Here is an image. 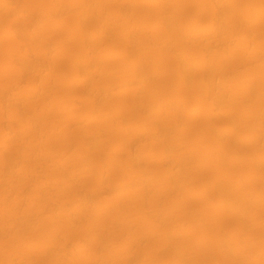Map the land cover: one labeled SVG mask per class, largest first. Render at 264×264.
Wrapping results in <instances>:
<instances>
[{"label": "rangeland", "instance_id": "374dc122", "mask_svg": "<svg viewBox=\"0 0 264 264\" xmlns=\"http://www.w3.org/2000/svg\"><path fill=\"white\" fill-rule=\"evenodd\" d=\"M10 1L12 3L15 2V0L14 1L10 0ZM21 1H22V4H20ZM48 1L49 0H31V1L30 0H18L17 3L15 2V5H19V6L21 5L23 7V6H29L27 4H30L29 10L36 12V13L37 12L38 13H46V12H48V9H49V7L46 3ZM66 1L71 8L68 7V10L64 14H62V17L60 16V17L55 18L54 20H52V22L50 24H48L47 26L43 27L40 30V33H42L41 35L44 36V39L41 41L38 40L39 44L37 43V41L36 42L35 41L34 42L26 41V44L31 46V48L35 52L36 51L39 52L42 49L43 42H46V40L49 38V40H47L46 43L50 47L52 46L51 49L55 48L57 46L58 47L57 49L59 50V54H61V55L56 57L54 59L55 61L51 58H45L46 60H44L46 65H50V64H51L50 66L54 65L52 67V71H53L52 77H55V80L51 79V80H49L50 83H47L48 81L46 82V84L48 86V90L46 92L42 93L41 96L39 95L40 97L39 96H35V97L32 96L30 98L25 99L26 103L23 102L22 103L23 105L21 104V106H22L21 110L24 112H27V114H32V113H35L37 111H40L39 119H41V120L38 119L40 122L36 123L35 126L32 128H29V127L24 128V125L28 121L29 115L24 114L25 116L23 115L20 118L17 115V112L19 111V109H17L16 107L11 108L12 112H13V110H14V113L17 111L16 114L13 113L14 116L15 115L16 116L11 119V126L15 127V128H12V127L11 128L14 129V131L17 133L18 137L16 139H18V140H15L16 142L13 141L12 142L13 144L10 143L8 146V151H9L8 159L12 163V164L10 163L11 165H9V167L6 165L4 166V163L2 162L3 155L0 154V157H1L0 158L1 159L0 160V175H2V173H3L4 176L2 175V179L5 178V180L3 179L4 181L1 180V182H0V233L2 232L5 234L4 237H1L3 235L2 233H1L2 235L0 234V264H58V263H60V264L61 263H63V264H98V263L99 264H132L133 262L126 260L127 255L132 254V252L136 253L138 255V258L141 259V260L137 259L136 263L139 262V263L144 264L145 262L149 261V262H151V264H174V262H175L174 256H172L169 260H166L163 256L159 255L158 253H156V252L151 253L149 250L155 251V250L162 248L165 245V243L163 240L160 239L161 235L163 233H166V231H169L170 228L174 227L178 223H182V221H183V223L185 222V224L188 226V230L191 231V234H192L191 237L180 238L181 241L183 242V244L186 246L185 247L184 264H186L185 263L186 261H187V264H232L233 260H231V258L229 259L227 257H224L218 252L219 245L216 242V239H214V237L215 236L219 237L221 234V231L223 233L222 235H226V236L228 235L230 237L232 234H234V232H236V231L238 232L239 231L238 229H240L241 226H240V224L237 225L238 223L234 219H232V217L229 218V216L228 217L224 216V215H222L220 210L215 209L214 208V202H215L214 195H212L210 193L209 194L208 193H202L203 192L202 190L206 186V183H209L211 180L216 179V177H219V175H221V174H225V175L228 174L231 176H238V175L239 176H243V175L248 176L249 173L250 174L255 173L256 176L258 175V178L256 180V183L255 182H253V183L257 184V186L255 184L253 185V183H250L251 185L248 187V185H249L248 184L247 187L249 189H251L253 187L252 190L253 189L256 190V188H257V191H264V188H263L264 187V181H262L264 178V165H262V167L260 166L261 167L260 170H258L260 168L259 167L256 170V172H254V171L252 172V169L249 170L250 168H248V166L246 167V164L244 162L245 160L248 161V160L252 159L255 155H257V157L255 156L254 158H259L261 155H262L261 157L264 156V131H263V135H262V141L260 143L258 141L244 140L247 138L251 128H253L255 124L251 120L248 121L249 119L248 120L247 119H245V120L241 119V116L243 115V113H246V111H249L250 108L252 109L253 106H255L256 104H259V102H261V101L264 102V98H263L264 96L261 97L260 98L261 100L259 99L257 102L253 101V99L247 97V99H246L247 101H245V104H247V105H245V104H240V105L232 104L233 105L232 108H231V105H227L226 106L227 108H224V110H223L224 112L222 114H220L221 117H220V115H216L214 117L213 114H210V113H212V110L210 111V107H208L207 105H204V103H203L204 102L203 90H200V88L196 87V85H197L196 83H197V81L200 80V77H201V74L199 73L200 71L199 72L195 71L198 74L195 73L194 74L195 76L193 75V77H192L193 81H192V79L190 80V83L194 82L192 84V86L189 85L188 88L185 87V89H184L180 86V84H178V83H180V79H179V75L177 74V64H176V60H175L177 54L180 52V50H184V49H187V50L193 49L192 51L194 53L199 52V51L195 52L194 49L195 50L200 49V48H198V46H200V45L197 46V43H195L194 40L192 42V40L189 38L183 39L184 37H180L179 32L182 31L183 29H186V28H188L192 25H195V24H197L198 28L200 27L199 30L200 29L203 30V28L207 25L209 17H210V15H209L210 11L209 10H207V9L204 10V8L201 9L198 7L199 5H196V4H201L202 0H189V3H187V4H186V2L188 0H186V1L181 0L182 2L184 1L181 5V8L184 11V14H183L181 19L184 18L183 19L184 21L180 20L179 23L181 26L178 25V27H180V28H178L179 31L174 33L175 35L173 34L174 39H176L175 43H177V45L175 44L174 49L176 51H179V52H175L174 49L171 50L172 52L171 51H165L164 50L165 48L161 47L163 45L164 40H165L164 36H160V35L157 36L150 31L145 32V34H139V33H137L138 35L134 34V35H136L135 37L137 39H140L139 41L146 48V50L144 48L145 52L137 53L138 55L137 54L136 55L138 56V58L135 57L133 59V61L134 62H141L142 61V62H144L143 66H145L147 64V67L146 66L144 67L145 71H147V72L150 71V73L155 72L154 74H159V73L160 74L158 75L157 80H155V81L153 80V82L152 81L149 82L144 87V89L142 90V92L144 91L143 95L145 96V99L143 101L136 102V100L135 99L133 100V98L129 99L128 97H125L121 87L117 83H115L113 80V78L115 79L116 77H122V78L126 77L127 74H125V73L128 72L127 71L128 70L127 65H129L128 60L123 61L119 58L121 53L124 51V47H123L124 45H123V42L121 40V36L128 28L129 29L133 28L134 24H135L136 28L143 25V23L145 22L147 17L149 18V21H150V20H152V18L155 15L156 18H153L154 21L153 22L150 21V23H155L157 21V17H158L157 14L159 13L157 6L154 5L153 3H151L150 0H139V1L138 0H127V1L126 0H119L121 2H119L117 0V1H113L114 3L113 2H106L103 0L106 6H104L103 1H102V3L100 1L99 2L100 8L105 7V10L107 9V12H106L107 17H105V19H107L108 16L113 17V16H116L120 13H123V14L125 13L126 14L125 16L128 15L127 17L129 19V24H127L126 23L127 20H125V19H127V17H123L121 20L120 19L117 20L118 22L114 21V23H113L114 25L112 24V30H111V32L112 31L113 32L112 33L110 32V34L108 35V39L106 38L107 42L103 41L102 42L103 44L100 43L102 45L98 44V46H95L94 48L87 51V50L82 49L83 46L86 45L87 43H86V40L82 37L81 33L78 34L80 28H79V26L75 20V19H77V13H78L77 12L78 11V9H77L78 1L77 0H66ZM136 1L138 4L136 3ZM171 1L176 2V1H180V0H176V1L171 0ZM250 1L251 0H239V2H236L237 4L236 3L234 4V9L237 12H239L238 13L239 16H237L236 19L242 20L244 22L247 21L246 18H248V14H247V11L245 12L244 10H246V6L250 3ZM263 2H264V0H260V2H258V3L261 4V6L263 5L262 7H264ZM38 3H39V5H37ZM98 4H97V7H99ZM130 4H132L133 7ZM183 4H185V5H183ZM44 5H47V6H44ZM102 5H103V7H102ZM118 5H120V8ZM136 5H138V6H136ZM34 6L37 8H35ZM135 7H136V9H135ZM196 7H198V8H196ZM111 8H112V10H111ZM121 8H123V9H121ZM171 8H174V9H171ZM35 9H37V10H35ZM39 9L41 11H39ZM130 10H132L133 12L131 11V13H130ZM176 10H177V7L174 4H172L168 8V11H170V12H167V13L171 15V14H173V12H176ZM157 11H158V13H157ZM133 13H135L136 15ZM243 13H244V15H243ZM65 14H67V15H65ZM129 14L131 15V18H130ZM132 14L134 15V17ZM63 15H64V17L65 16L66 17L64 18ZM185 15H186V17H184ZM104 16H106V15H104ZM135 16H137L138 22L135 21L136 20ZM150 16H152V17H150ZM8 17H9L8 13H4V15L3 14L0 15V64L8 62V61H14L15 59H18L17 56H14V59H13V56L9 53L11 46H13L15 44V39L14 38L12 39V37L10 38L6 35L5 30L7 27V23L9 21ZM141 17L144 19H143V21L139 22L140 20H142ZM60 18H61V20H60ZM62 20H64V21H62ZM92 20L93 21L89 20L90 22H88L87 27L85 28L86 32H88V33H94L96 31V28H97V25H96L97 20L96 19H92ZM55 21H56V23H55ZM94 21H95V23H94ZM196 21H198V23H196ZM90 23H91V27L89 25ZM138 23H140L141 25ZM258 23H260V24H258ZM258 23H257L258 25L257 24L255 25V27L259 28V29L256 28L258 30L257 34H259V36L257 35L256 39L259 38L257 40L259 42H261V41L263 42L264 40H262V39L264 38V28L261 29L260 27H264V20H260V21H258ZM125 24H127V25L125 26ZM243 25H244V26H242L243 29L240 28L241 31L239 30V33L245 32L244 30H246L249 27L245 23ZM94 26H96L95 29H94ZM245 26H247V27H245ZM88 28H90V29L88 30ZM259 30H260L261 34H260ZM165 32H166V30H165ZM146 33H147V35H146ZM118 34L120 37L118 36ZM167 34H168V32L165 33V35H167ZM141 35H143V36H141ZM149 35H151V36L149 37ZM109 36H112V37H109ZM145 36H146V39H144ZM176 36H178V37H176ZM116 37H118V39ZM151 38L152 39L155 38V39L152 40ZM160 38H162V39H160ZM178 39L179 40L181 39V41L178 42L177 41ZM204 39L207 40L208 38L204 37ZM260 39H261V41H260ZM205 40H203V43ZM61 41H63V42H61ZM148 41L150 42V44H148ZM184 41H185V43L187 42L186 45H185V43H183ZM29 42H31V43H29ZM57 42H59V43H57ZM152 42L154 44L158 43V46L156 48H159V49L155 48L156 45H154V47H153ZM159 42H161L162 44ZM188 42L190 44H188ZM220 42H223V43H220ZM54 44H55V46H54ZM159 44H161V45L159 46ZM238 44L239 43H236V45H238ZM36 45H37V47H36ZM38 45H40V46L38 47ZM183 45H184V47L187 46L189 48L183 49ZM218 45L219 46L222 45L221 48H219ZM149 46H151V48ZM179 46H181V47H179ZM239 47H240V45L238 47L235 46V49H239ZM152 48H154L155 50H153ZM215 48L216 49H214L213 54L214 55L216 54L215 55L216 57L214 60L211 61L212 66L218 67L221 65V62H219L220 56L221 57L230 56V53H231L232 57L234 58L233 59L230 56L232 59V62H230L231 64L230 63L228 64L230 69H228V65H227V67L224 68V69H226V70H224V72H226L225 79L227 78L228 81L230 79L229 82L231 83V86H230V90H231L230 92L231 93H233V91L234 92L238 91L239 86H241V83H240L241 80L243 82L244 80L251 78V77H255L257 75L258 76L256 78H260V75L258 73L259 72L258 67H256L255 65H251V67H250V64H252V63H248L247 64L248 66L246 65V67L242 66V64L245 62L246 58L243 55H241L240 51L238 52V50H237V53H236V50H234L233 52L227 53L229 51L227 49H225L226 47L224 45V39L223 38H220L219 42L217 41ZM148 49H149V51H148ZM219 49H222V50H219ZM62 50H64L65 52ZM158 50L160 52H158ZM173 50H174V52H173ZM96 51H98V52H96ZM150 51H153V52H150ZM76 52L78 53L76 55L77 57L75 56ZM82 52H83V54H82ZM88 52L91 54H94L96 52V54H94V56H97L98 58L102 59V62H103L102 66L104 68V71L101 74L90 78V80L86 84H83V83L78 82V77H77L78 74L76 73L75 70H73V67H74V63L79 61L81 58L83 60L89 54ZM117 52H118V54H117ZM148 52H150V53H148ZM154 52H155V54H154ZM170 52L172 54V55L170 54L171 57L167 56V55H169ZM223 52H225V54ZM62 54H63V56H62ZM141 54H143V55H141ZM146 54H148V55H146ZM67 56H68V58H67ZM69 56L72 57L73 59L69 58ZM115 56H117V57H115ZM146 56H147V58H146ZM163 56H165L166 60H167V58L168 59L171 58V60L167 61V63L170 61L169 64L164 65L163 67H160V66H158L157 63L160 59L163 58ZM172 57L174 60L172 59ZM11 58H12V60H11ZM145 59H146V61H145ZM50 60H52L51 61L52 63L48 62ZM233 60H235L234 63H236V61L237 62L239 61L237 63V65L233 63ZM241 61H243V62H241ZM263 63H264V61H261L260 65H263ZM241 66H242V68H241ZM234 67H235V69H234ZM248 67H250V69ZM252 67H255L256 70H254V68H252ZM262 67H264V65ZM160 68H162V69H160ZM240 68L243 70H241ZM57 69H58V71H57ZM153 69H155V71H153ZM159 69L161 71H159ZM246 69H248V70H246ZM227 70L229 71V73ZM233 70L234 71L237 70L238 72L236 71L234 73V72H232ZM243 71L245 72V74L243 73ZM252 71H254V72H252ZM11 72H13V73H11ZM111 72H112V74L110 75ZM2 73L3 72H0V81L2 80V78H4L2 80V82H0V85H2V86H9L10 80H11L10 84H14V83H18V82L20 84H22L21 86L22 87L24 86L23 90L26 89L24 92H27L31 88L36 86L37 82L34 81L35 79L31 75L24 74L26 77L25 78L22 73H18L17 71H9V72L4 73V74H2ZM106 73H107V75H105ZM232 73H233V75H232ZM53 74H55V76ZM56 74H58V76ZM72 74H73V76H72ZM197 75H199V77ZM228 75H230L231 77L228 78L229 77ZM243 75H244V77L242 79ZM250 75H251V77H250ZM98 76H100L101 78L100 77L98 78ZM58 77H59V79H58ZM16 78L20 81L16 80ZM237 78H238V80H237ZM4 80H6V81H4ZM91 80H92V82H91ZM232 82L234 85L232 84ZM64 83H66L67 85ZM90 83L92 84V86H89V85H91ZM256 83H254V84H256L257 87H255V85H253L254 89H256V90H263L264 89V82L257 81ZM75 84H77V86H75ZM177 84L179 87L177 86ZM107 86H113L112 87L113 91L112 92L110 91L108 93L109 95L108 94L106 95L107 97L104 96V98H102L100 101H96L94 92L100 91L101 89H103ZM262 86H263V88H261ZM80 87L81 88L83 87V88L81 89ZM234 87H236V88H234ZM145 90H146V92H145ZM51 93H52V95H51ZM87 95H89V96L87 97ZM146 95H147V97H146ZM148 95H150V96H148ZM163 97H166V101H167V99H170V100H168V102L169 101H176V100L182 101L183 103H185L184 105L186 107L183 106L181 109L182 110L185 109V110L182 111L181 109H178V111L176 113L175 112L176 110H173V108L168 106L169 110H170L169 111L167 109L168 107L166 106L164 108L163 107L161 108V110H162L161 115L158 117L157 116L155 117V115H156L155 107L161 101V99L165 100V98H163ZM50 99H52V100H50ZM178 99H181V100H178ZM62 100H63V102H62ZM249 100L253 101L254 103H252L250 101L251 104H248ZM142 102L144 103V105ZM53 103H54V105L50 106V104H53ZM56 103H58V104H56ZM99 103H100V105H99ZM138 103H140L141 109H140V106ZM33 104H34L35 108H34ZM42 104H44L45 106L47 105L48 108ZM252 104H254V105H252ZM262 104L263 103L261 102V105ZM30 105L32 106L31 108L27 107ZM64 105H65V107H64ZM251 105H252V107H251ZM21 106H19V108ZM229 106H230V108H228ZM245 106H246V108H245ZM43 107H44V110L42 109ZM136 107H139V108L137 109ZM145 107H147V108H145ZM150 107H151V109H150ZM97 108H98V110H96ZM233 109H235V110H233ZM171 110H173L175 114ZM180 110L182 111V113L180 112ZM230 110H232V111H230ZM97 111H98V113H97ZM226 111L230 112V114L235 118L232 117L233 118L232 119L231 117H229ZM235 112L237 114H235ZM171 113H173V114H171ZM179 113H180V115H179ZM92 114H95L96 116L97 115L98 116L96 118L90 119L86 124H83L84 118H88L89 116H92ZM0 116H1L0 117V139H1L3 123H4L5 119H8V118L4 117L2 114ZM172 116L173 117L175 116V118L177 117L178 119H182L184 117V119H182V120H184L186 122H184L183 124H177L178 127L181 126L180 128L177 129L175 123L173 122V121H175V118H173ZM227 116H228V118H227ZM44 117H46V118H44ZM109 117H111V118H109ZM152 117H154L155 119H153ZM165 118H167V119H165ZM230 118L232 119V122H231ZM15 119H17L18 122ZM107 119L110 121H108ZM235 120H236V122H235ZM246 120L248 122H250V124ZM13 121H16V122H13ZM156 121H157V123H160V124L156 125ZM228 121H230L229 122L230 124L227 123ZM233 121H234V123H233ZM240 121H241L242 125L240 124ZM243 121H244V123L245 122L246 123L244 124ZM163 122H165V123H163ZM231 123H233V124L231 125ZM15 124H17V126ZM234 124H236V126ZM237 124H238V126H237ZM153 125H154V127H158V128H159V126H160V128H164L165 125H166L165 128L170 129V127H171L172 128L171 133L168 136L167 141H169V139L172 137L171 141H170L171 144L177 142L178 145L180 144L182 146V147L180 146V148H182V150H186L189 153V155L193 156L194 159H196L192 163L193 166L192 165L189 166L187 168V170L190 167L191 168L188 171L185 170V172H184L185 175L183 174V176L185 178L184 181L186 182L185 183L186 185L182 186V183L184 184V182H182L181 184L175 186V188L172 187L170 189L164 185L163 181L165 178V172L167 170L166 169L167 166L165 164H163L162 162H160L159 157L161 156V154H160L161 149L158 147V145L153 144V141H151L152 136H151L149 130H150V127ZM261 125H260V128L262 127V130H263L264 129V126H263L264 123H262ZM135 126H138V127L135 128ZM167 126H170V127H167ZM242 126H243V128H242ZM249 126L250 127L252 126V127L250 128ZM214 127L215 128L216 127L217 128H227V127L232 128L233 127V129H235V128L238 129L237 130L238 133L236 135H234L233 137L232 136L227 137L223 141H216V139L215 140L213 139L214 137L212 135H209V134L205 135L206 130H209V129L214 128ZM133 128L136 130L134 131ZM174 128H176V129H174ZM185 128L187 129V131L189 129V132H187L185 130ZM16 129H18V130H16ZM131 129H132V131H131ZM90 130H91V132H94L96 130H101V131L103 130V132L105 133V136L101 139L102 140V142H100L101 145L98 146L96 149L94 148L93 150L85 149L84 145L81 146V144H83L82 139H81V135H82L81 131L82 132H84V131L90 132ZM243 130H245V131H243ZM173 131H175V133ZM182 131H185V133L181 135L180 133ZM106 132H108V134ZM133 132H135L136 134ZM243 133H244V135H243ZM36 134H40V135H36ZM241 134H242V137H240ZM148 135H150V136H148ZM180 136L182 137L181 139H180ZM230 138H232L233 140L235 139L236 142L238 140L239 141L243 140L242 144L239 146H236V144H234L235 141H233V140L230 141ZM172 139H173V141H172ZM125 140H126L127 144H129V145H125L126 144ZM179 140H181L180 141L181 143L178 142ZM200 141L203 142L204 145H203V143L200 144ZM170 142H168V143H170ZM225 142L229 145H226V144L224 145ZM230 143H233V144H230ZM215 144H222L224 146V150L220 153L221 157L218 156L219 160L217 157L213 158V159L203 158V156L205 155V152H206V150H204L205 148H203V147H205V145L208 146V145H215ZM254 144L256 145V147ZM200 145H201V147H200ZM185 146L187 147L186 149H185ZM258 146H260V148H258ZM195 147L197 148L198 151L195 150L196 149ZM25 148H27V149H25ZM128 148L129 149L131 148L130 151ZM135 148H136V150H135ZM255 148H257L256 149L257 151L255 150ZM24 149H25V151H24ZM251 149H252V151L250 152ZM10 151H12V152H10ZM19 151L20 152L24 151V152L20 153ZM259 151H260V153H259ZM54 152H55V154H54ZM59 152H61V155L59 154ZM132 152H135V153L139 152L138 156L141 157V159H142V163L139 166V168L138 167H131L126 163L127 158L130 156V153H132ZM198 152H200V153L198 154ZM255 152H256V154H255ZM46 153H48V155ZM191 153H194V155H192ZM39 155H40V157H39ZM231 155H233V157ZM258 155H260V156H258ZM10 156L13 158H10ZM149 156H150V158H149ZM24 157L26 159H24ZM34 159H35V161H34ZM38 159H41L42 161L40 160V163H39ZM13 160H15V161H13ZM64 160H66V161H64ZM199 160H201V161H199ZM206 160L207 161L210 160V161L207 163ZM231 160H232V162H231ZM233 160H235L236 162L235 161L233 162ZM196 161H198V162H196ZM216 161H217V163H216ZM13 162L17 163V164H13ZM33 162L38 163V165L34 164ZM243 162H244L245 166H243V164L241 165V163H243ZM20 163H22V164H20ZM213 163H216L217 167H221V169L220 168L215 169L216 164L214 165ZM33 164H34V166H33ZM42 164H44V165H42ZM20 165L22 166V168ZM45 165H46V168H45ZM59 165L64 166L63 171L60 170ZM163 165H164V167L165 166L166 167L164 168ZM219 165H223L224 167L219 166ZM41 166H42V168H41ZM17 167H19V168L16 169ZM24 168H27L25 170L26 171L28 170V171L26 172L24 170ZM36 168L39 170H37ZM55 168L56 169L59 168L58 171H55L56 170ZM14 169H16L15 171L17 172V174L14 171ZM83 169H85V170H83ZM164 169H166V170H164ZM35 170H36V172H35ZM13 171L15 172V174ZM39 171L42 174H40ZM136 171H145L147 173H150L151 178H152L151 181L153 180L152 181L153 184L148 186L145 190L135 191V193L131 192L132 195H131V193H129L125 197H122L120 199H118L115 196V194H113V192L111 193L110 190H108V192L105 191V192H103L105 194L101 193L102 196H101V194H99L94 199V202L91 204V208L89 207L90 209L88 208L87 211L85 210L86 212L83 211L82 213L79 214V216H76L77 219L74 217V219H72L73 221L67 219V216H66L64 211L59 213L58 216L61 217L59 219H58V216H57V218L55 217L56 219L52 218V216L45 211L55 201L56 202L57 201L58 202H70L73 200V198L76 197L78 192H84V191L85 192H91L90 190H92V191L95 190L97 188L99 182H100V179L104 175V172L108 173V176H106L107 177L106 182L109 179L110 182H107V183L111 186L112 184L115 185L117 182H121V180H124L130 174H132ZM219 171L221 172V174L219 173ZM223 172H225V173H223ZM9 173L10 174L12 173L13 175L12 174L10 175ZM22 173H23V175H22ZM29 173L33 176H31ZM38 173H39V177H37ZM7 174L10 175L9 176L10 178L8 177ZM5 175H7V177ZM24 176H25V178H24ZM12 178H13V180H12ZM210 178H211V180H210ZM259 178H261V179H259ZM9 179H11V180H9ZM6 180H7V182H6ZM14 180H17V181H14ZM11 182L12 183L14 182V183L12 184ZM257 182H259V185ZM10 183H11V186H10ZM5 185H8V186H5ZM60 185L61 186L64 185L62 187V189L59 188ZM4 186L8 188V192H7V190H4V189H7ZM79 187H80V189H79ZM9 189H12V190H9ZM147 190H148V192H147ZM43 192H44V194H43ZM36 198H38V199H36ZM97 198H98V200H97ZM117 199L119 202L116 201ZM63 200H65V201H63ZM19 201L20 202L23 201V202L20 203ZM51 201H52V204H51ZM47 202H48V205L46 204ZM114 202L119 203V208L113 206ZM120 203H121V206H120ZM45 205H47V206H45ZM255 206L256 207H253L251 211L250 210L248 211L250 216L252 218H256L255 220L258 223L256 222V224H254L252 226L248 225L249 227H247L245 229V232H247L246 233L247 235H245L246 238L244 239L243 242L247 243L248 240L253 239V242L249 241L250 242L249 245L251 246V247L250 246L249 247L251 249L249 248L250 249L249 250L247 248L248 251L247 250L242 251V253H241L242 259L241 258L240 259L245 261V264L246 263L251 264V262L254 260V257H255L254 253L256 254V251H257V254L260 251H263V253H264V207H263L264 202L259 201V203L257 202V204H255ZM260 207L261 208L263 207V208L261 209ZM254 209H256V210H254ZM40 211H44V213H42V215L44 217L41 216L43 218V220H42V218L38 217L39 218L38 222L39 221H42V222H39V224L37 222L35 227L28 228L25 226V227H23L24 230L21 232L22 235L19 234V236L17 235L15 237H14V235H10V234L5 233L8 231L7 228L9 226V224L12 225L13 219L15 220L16 218H18L19 215L20 216L29 215L30 213L35 214V213H40ZM151 211H153V212H151ZM252 211H253V213H252ZM32 212H34V213H32ZM154 212L159 213V214L166 213V215L164 214V216H165V220H166V218H167V220L165 221V224L163 226L157 227L155 225V223L153 222L152 216H154V214H156ZM162 212H164V213H162ZM169 214H171V215H169ZM62 217H64V218H62ZM53 219H54V221H53ZM6 224H7V226H6ZM238 226H240V227H238ZM93 230L95 232H98V233H100V231H101V233H100L101 236L99 237V239H101V240H99V239H96L93 241L89 240V236L87 237V235H89L91 232L94 233ZM223 231H225V232H223ZM110 233H112V234H110ZM103 234H104V236H103ZM147 234H151V236L147 235ZM217 234H219V235H217ZM247 236H249V237H247ZM217 237H215V238H217ZM64 241H67V243ZM89 241H90V246L88 244ZM61 242H63V243H61ZM60 243L63 244V246ZM64 243H66V244H64ZM52 244L53 245L58 244V245H55L56 246L55 247ZM81 244H88V246H89L86 249L85 254H78L77 253V250H76L77 245L79 246ZM100 245H102L104 251L102 250V247ZM47 246L53 247V251H52L53 254L48 253L49 255H47V254H43V253L39 252V250L41 251L44 247H47ZM67 246H68V249H66ZM106 246H108V247L106 248ZM61 248H63V249H61ZM124 248H126L125 252L122 251ZM60 249H61V251H60ZM65 249H66V251H65ZM35 250H37V251H35ZM58 252H62L61 255ZM246 252H248V253L246 254ZM59 255H60V257H59ZM64 255H66V256L64 257ZM246 255H248L247 256L248 259H247ZM61 256H62V259H61ZM251 256L253 259L252 260L250 259L251 262H249V258ZM233 264H235V262Z\"/></svg>", "mask_w": 264, "mask_h": 264}, {"label": "bare ground", "instance_id": "6f19581e", "mask_svg": "<svg viewBox=\"0 0 264 264\" xmlns=\"http://www.w3.org/2000/svg\"><path fill=\"white\" fill-rule=\"evenodd\" d=\"M14 1V0H13ZM18 1V0H17ZM17 1L15 0V2L17 3ZM31 1V0H30ZM78 1V13H77V19L76 22L79 26V33H81L82 37L86 40V45L83 46V50H90L92 48H94L95 46H98V44L102 43L103 41H106L108 39V35L110 34L111 30H112V24L114 23V21H117V20H121L123 17H127L125 16L126 14L124 13H120L116 16H113V17H109L107 19H105V17H107V9L105 10V7L104 8H100V1L102 3L103 0H77ZM106 2H113V1H117V0H104ZM103 1V4L104 6L105 3ZM119 1V0H118ZM127 1V0H126ZM139 1V0H138ZM176 1V0H174ZM186 1V0H185ZM15 2L12 3L10 0H0V15H4V13H8L9 14V21L7 23V27H6V35L8 37H12V39L14 38L15 39V44L13 46H11L10 50H9V53L13 56V59H14V56H17L18 59H15L14 61H8V62H5V63H2L0 64V72H3L2 74L4 73H7L9 71H17L18 73H22L23 75L26 74V75H31L34 77V81H36V86H34L33 88H31L29 91L27 92H24L25 90H23L24 86L22 87L19 82L18 83H14V84H10L9 82V86H2L0 85V113L4 116V117H7L8 119H5L4 123H3V129H2V137L0 139V154L3 155V159H2V162L4 163V166H8L11 165L12 163L9 161L8 159V146L9 144H13L12 142L15 141V140H18L16 139L18 137L17 133L14 131V129L12 128H15V127H12L11 126V119L14 118V114H16V112L14 113V110L13 112L11 111V108L13 107H16L17 109H19V111L17 112V115L21 118L24 114L25 115H29L28 117V121L26 122V124L24 125V128H32L35 126L36 123H39L41 119H39V116H40V111H37L35 113H32V114H27V112H24L22 111V106L21 104L23 102H25V99L27 98H30L32 96H41L42 93L46 92L48 90V86L46 84L47 83H50L49 80L51 79H54L55 80V77H52V67L54 66H50V65H46V63L44 62V60H46L45 58H51V59H55L56 57L60 56L61 54H59V50L57 49L58 47L56 46L55 48H52L46 43L47 40H49V38L46 40V42H43V46H42V49L41 51L39 52H35L31 46L27 45L26 44V41H31V42H36L39 44V41L43 40L44 39V36H42L40 33V30L47 26L48 24H50L52 22V20H54L55 18L57 17H62V14H64L67 10H68V7L71 8L67 1L66 0H49L47 3L49 9H48V12L46 13H36V12H33L31 10H29V6L30 4H27L29 6H19V5H15ZM44 2V1H43ZM70 2V1H69ZM121 2V1H119ZM132 2V1H131ZM135 2V1H134ZM147 2V1H146ZM151 3H153L154 5L157 6V9L159 11H157V21L155 23H150V21H154L153 18H156L155 15L154 17L152 18V20L149 21V18L145 20V22L143 23V25H141L140 27L136 28L135 27V24L133 26V28H126L127 30L122 34L121 36V40L123 42V47H124V51L121 53V55L119 56V58L121 60H128L129 62V65L128 66V72H124L125 74H127L126 77H116L115 79L113 78L114 82L117 83L121 89L123 90V93L125 95V97H128L129 99H132L133 100L135 99L136 102L138 101H143L145 99V96L143 95V92L142 90L144 89V87L149 83V82H153V80H157V77L158 75L160 74H154V73H150L145 71L144 70V67L146 66L147 67V64L145 66H143V63L144 62H134L133 59L135 57L138 58V54L137 53H143L145 52L146 48L142 45V43L139 41L140 39H137L134 35V34H145V32H152L153 34L155 35H160V36H164L165 37V40L163 42V45L161 46L162 48H165L164 50L165 51H171L172 49H174L175 47V44L177 45V43H175V40L174 39V36L173 34L178 32L180 27H178V25H180V20H183L181 19L183 14H184V11L183 9L181 8V5L182 2L181 0L180 1H176V2H172L171 0H150ZM202 3L201 4H196V5H199L198 7L203 9H207L210 11V17H209V20H208V23L207 25L203 28V30H199V28L197 27V24L195 25H192L186 29H183L182 31L179 32V36L180 37H184L183 39H186V38H189L192 40H194L195 43H197V46L198 48H200L199 50H195V52L197 53H194L191 49L187 50V49H184V48H189V47H184L183 45V49L184 50H180L179 51H176L175 49V52H179L175 58L176 60V64H177V74L179 75V79H180V86L182 88L185 89V87L188 88L189 85L192 86V84L194 83H190V80L192 79L193 81V75L196 73L195 71H200L199 73L201 74V77H200V80L197 81V85L196 87L200 88V90H203V93H204V105H207L208 107H210V111L212 110V113L210 114H213L214 117L216 115H220L222 114L224 111V108H227L226 106L227 105H231V108H232V104H245V101H247V97L253 99V101H258L261 97L264 96V89L263 90H256L254 89L253 85L256 86V82L257 81H262L264 82V67H262L264 65H260V62L261 61H264V41L262 42L261 39L259 42L256 37L257 35L259 36L258 33V30L256 28L258 27H255V25L258 23V21L260 20H264V7L261 6V4H259L258 2H260V0H251L250 3L246 6V10H244L245 12L247 11V14H248V18L246 22L242 21V20H238L236 19L239 12H237L235 9H234V4L236 2H239V0H202L201 1ZM34 3V2H33ZM42 3V2H41ZM40 3V4H41ZM99 3V4H98ZM114 3V2H113ZM130 3V2H129ZM137 3V1H136ZM142 3V2H141ZM148 3V2H147ZM189 3V0L186 2V4ZM22 4V1L21 3ZM70 4V3H69ZM97 4L99 7H97ZM110 4V3H109ZM118 4V3H117ZM138 4V3H137ZM174 4L176 7H177V10L176 12H173V14H168L167 12H170L168 11V8L170 7V5ZM237 4V3H236ZM264 4V2H263ZM39 5V3L37 4ZM42 5V4H41ZM47 5H44V6H47ZM121 5V4H120ZM120 5L119 8H120ZM132 5V4H130ZM150 5V4H149ZM185 5V4H183ZM195 5V6H196ZM74 6V5H73ZM138 6V5H136ZM140 6V5H139ZM35 7V6H34ZM47 7V8H48ZM75 7V6H74ZM103 7V5H102ZM111 7V6H110ZM133 7V5H132ZM155 7V6H154ZM172 7V6H171ZM196 7V8H198ZM37 8V7H35ZM46 8V7H45ZM44 8V9H45ZM117 8V7H116ZM124 8V7H123ZM121 8V9H123ZM43 9V10H44ZM115 9V8H114ZM129 9V8H128ZM136 9V7H135ZM171 9H174V8H171ZM34 10V9H33ZM37 10V9H35ZM47 10V9H46ZM112 10V8H111ZM39 11H41L39 9ZM117 11V10H116ZM132 10H130V13H131ZM174 11V10H173ZM236 11V12H235ZM109 12V11H108ZM120 12V11H119ZM118 12V13H119ZM122 12V11H121ZM133 12V11H132ZM156 12V11H155ZM172 12V11H171ZM68 13V12H67ZM113 13V12H112ZM186 13V12H185ZM135 14V13H133ZM132 14V15H133ZM67 15V14H65ZM106 15V16H104ZM130 15V14H129ZM136 15V14H135ZM244 15V13H243ZM76 16V15H75ZM241 16V15H240ZM2 17V16H1ZM64 17V15H63ZM66 17V16H65ZM64 17V18H65ZM134 17V15H133ZM132 17V18H133ZM136 17V20L137 21V16ZM145 17V16H144ZM152 17V16H150ZM186 17V15L184 16ZM7 18V19H8ZM130 18H131V15H130ZM239 18V17H238ZM92 19H96V25H97V28H96V31L94 33H88L86 32V27H87V24L88 22H90L89 20L93 21ZM134 19V18H133ZM140 19V18H139ZM142 20H140L139 22L143 21L144 18L141 17ZM61 20V18H60ZM127 24H129V19L127 17ZM156 20V19H155ZM57 21V20H56ZM55 21V23H56ZM64 21V20H62ZM133 21V20H132ZM184 21V20H183ZM182 21V22H183ZM54 22V21H53ZM118 22V21H117ZM121 22V21H120ZM138 22V21H137ZM181 22V23H182ZM58 23V22H57ZM95 23V21H94ZM193 23V22H192ZM196 23H198V21H196ZM246 24L247 26H249L246 30H244L245 32L243 33H239V30L240 28L243 29L242 26H244L243 24ZM262 23V22H261ZM60 24V23H59ZM125 24V26L127 25ZM183 24V23H182ZM260 24V23H258ZM257 24V25H258ZM90 27H91V23L89 24ZM88 25V26H89ZM114 25V24H113ZM124 25V24H123ZM181 26V25H180ZM200 26V25H199ZM245 26V27H247ZM260 26V25H259ZM96 26H94V29H95ZM116 27V26H115ZM131 27V26H130ZM187 27V26H186ZM49 28V27H48ZM122 28V27H121ZM261 29H263L264 27H260ZM90 28H88L89 30ZM120 29V28H119ZM118 29V30H119ZM245 29V28H244ZM259 29V28H258ZM44 30V29H43ZM47 30V29H46ZM165 30L166 32H168L167 35H165ZM181 30V29H180ZM92 31V30H91ZM90 31V32H91ZM241 31V30H240ZM113 32V31H112ZM111 32V33H112ZM116 32V31H115ZM260 32V30H259ZM46 33V32H45ZM44 33V34H45ZM149 34V33H148ZM261 34V32H260ZM112 35V34H111ZM138 35V34H137ZM147 35V33H146ZM175 35V34H174ZM114 36V35H113ZM119 36V34H118ZM143 36V35H141ZM151 35H149L150 37ZM262 36V35H261ZM47 37V36H46ZM50 37V36H49ZM53 37V36H52ZM51 37V38H52ZM80 37V36H79ZM109 37H112V36H109ZM120 37V36H119ZM138 37V36H137ZM178 37V36H176ZM205 38H208L207 40L204 39ZM107 38V39H106ZM118 39V37H116ZM220 38H223L224 39V45H225V49H227L229 52L227 53H230V52H233L234 50H236V53H237V50L238 52L240 51L241 55H243L246 60L245 62L242 64V66L246 67V65L248 63H252L250 64V67L251 65H255L256 67L259 68V75H260V78H256L257 76L255 77H250L251 78H248L246 80H244L242 82L241 80V86H239V89L237 92H234L231 93L230 91V86H231V83L227 80V78L225 79V76H226V72H224V69L225 67H227V65L232 62V55L230 53V56H225V57H219V62H221V65L218 66V67H214L211 65V61L215 59V55L213 54L214 53V49H216V43L217 41L219 42L220 41ZM144 39H146V36L144 37ZM152 39V38H151ZM155 39V38H154ZM152 39V40H154ZM162 39V38H160ZM219 39V40H218ZM39 40V41H38ZM120 40V39H119ZM203 40L204 43H203ZM264 40V38L262 39ZM147 41V40H146ZM145 41V42H146ZM158 41V40H157ZM178 42L181 41V39L177 40ZM29 42V43H31ZM63 42V41H61ZM107 42V41H106ZM118 42V41H117ZM190 42V41H189ZM188 42V44H190ZM36 43V44H37ZM42 43V42H41ZM40 43V44H41ZM59 43V42H57ZM84 43V42H83ZM161 43V42H159ZM185 43V41L183 42ZM203 43V44H202ZM220 43H223V42H220ZM236 43H239L238 45H236ZM68 44V43H67ZM103 44V43H102ZM100 44V45H102ZM105 44V43H104ZM119 44V43H118ZM148 44H150V42L148 41ZM152 46L155 48L158 46V43L157 44H154L152 42ZM162 44V43H161ZM159 44V46L161 45ZM187 44V42L185 43V45ZM31 45V44H30ZM192 45V44H191ZM195 45V44H194ZM193 45V46H194ZM239 49H235V46H239ZM40 45H38L39 47ZM55 46V44H54ZM53 46V47H54ZM219 46V45H218ZM222 45L219 46V48H221ZM37 47V45H36ZM35 47V48H36ZM61 47V46H60ZM79 47V46H78ZM101 47V46H100ZM99 47V48H100ZM120 47V46H119ZM151 48V46H149ZM181 47V46H179ZM195 47V46H194ZM193 47V48H194ZM224 47V46H223ZM64 48V47H63ZM77 48V47H76ZM97 48V47H96ZM145 48V50H144ZM149 48V49H150ZM161 48V49H162ZM37 49V48H36ZM123 49V48H122ZM148 49V51H149ZM153 50H155L154 48H152ZM156 49H159V48H156ZM224 49V48H223ZM68 50V49H67ZM81 50V49H80ZM173 50V52H174ZM219 50H222V49H219ZM226 50V51H227ZM64 51V50H62ZM121 51V50H120ZM218 51V50H217ZM224 51V50H223ZM65 52V51H64ZM63 52V53H64ZM81 52V51H80ZM79 52V53H80ZM94 52V51H93ZM98 52V51H96ZM96 52L94 54H96ZM119 52V51H118ZM117 52V54H118ZM150 52H153V51H150ZM148 52V53H150ZM158 52H160L158 50ZM163 52V51H162ZM172 52V51H171ZM171 52L169 53V57ZM222 52V51H221ZM61 53V52H60ZM68 53V52H67ZM89 53V52H88ZM157 53V52H156ZM167 53V52H166ZM225 54V52H223ZM72 54V53H71ZM78 53L76 52L75 56L77 55ZM83 54V52H82ZM86 54V53H85ZM94 54H91L89 53L83 60L82 58L77 61L76 63H74V67H73V70L76 71V73L78 74V82L80 83H83V84H86L90 78L92 77H95L96 75H99L101 74L103 71H104V68L102 66V59L98 58L97 56H94ZM137 54V55H136ZM155 54V52H154ZM174 54V53H173ZM66 55V54H65ZM136 55V56H135ZM143 55V54H141ZM148 55V54H146ZM151 55V54H150ZM149 55V56H150ZM172 55V54H171ZM218 55V54H217ZM235 55V54H234ZM240 55V56H241ZM63 56V54H62ZM74 56V55H73ZM101 56V55H100ZM166 56V55H165ZM165 56H163L162 59H160L158 61V66L160 67H163L164 65H167L170 63V61L167 63L168 60H171V58H167V60L165 59ZM77 57V56H76ZM117 57V56H115ZM174 57V56H173ZM172 57V59H173ZM61 58V57H60ZM59 58V59H60ZM65 58V57H64ZM68 58V56H67ZM69 58H72L69 56ZM145 58V57H144ZM147 58V56H146ZM218 58V57H217ZM216 58V59H217ZM233 58V57H232ZM63 59V58H62ZM73 59V58H72ZM234 59V58H233ZM12 60V58H11ZM119 60V59H118ZM174 60V59H173ZM218 60V59H217ZM238 60V59H237ZM241 60V59H240ZM7 61V60H6ZM52 60L48 61V62H51ZM55 61V60H54ZM120 61V60H119ZM138 61V60H137ZM140 61V60H139ZM146 61V59H145ZM151 61V60H150ZM216 61V60H215ZM235 60H233V63H234ZM107 62V61H106ZM174 62V61H173ZM172 62V63H173ZM239 62V61H238ZM236 61V64L238 63ZM243 62V61H241ZM52 63V62H51ZM54 63V62H53ZM121 63V62H120ZM150 63V62H149ZM152 63V62H151ZM105 64V63H104ZM124 64V63H123ZM128 64V63H127ZM156 64V63H155ZM156 64V65H157ZM175 64V63H174ZM231 64V63H230ZM56 65V64H55ZM214 65V64H213ZM58 66V65H57ZM71 66V65H70ZM149 66V65H148ZM239 66V65H238ZM241 66V68H242ZM248 66V65H247ZM72 67V66H71ZM243 67V68H244ZM250 67H248L250 69ZM58 68V67H57ZM150 68V67H149ZM237 68V67H236ZM240 68V69H241ZM255 69V67H252ZM69 69V68H68ZM106 69V68H105ZM147 69V68H146ZM162 69V68H160ZM159 69V71H161ZM228 69L229 68V65H228ZM235 69V67H234ZM238 69V68H237ZM55 70V69H54ZM150 70V69H149ZM239 70V69H238ZM243 70V69H241ZM248 70V69H246ZM58 71V69H57ZM56 71V72H57ZM66 71V70H65ZM153 71H155V69H153ZM228 71V70H227ZM237 70H233L232 72H236ZM68 72V71H67ZM71 72V71H70ZM238 72V71H237ZM241 72V71H240ZM248 72V71H247ZM254 72V71H252ZM13 73V72H11ZM229 73V71H228ZM243 73L245 74V72L243 71ZM256 73V72H255ZM10 74V73H9ZM75 74V73H74ZM76 74V75H77ZM112 74V72L110 73V75ZM118 74V73H117ZM122 74V73H121ZM176 74V75H177ZM198 74V73H196ZM199 74V75H200ZM249 74V73H248ZM247 74V75H248ZM22 75V76H23ZM55 76V74H53ZM58 76V74H56ZM107 75V73L105 74ZM123 75V74H122ZM177 75V76H178ZM199 75H197L199 77ZM233 75V73H232ZM242 75V74H241ZM253 75V74H252ZM73 76V74H72ZM103 76V75H102ZM113 76V75H112ZM195 76V75H194ZM229 76V77H228ZM227 77L230 78L231 76L228 75ZM235 76V75H234ZM25 77V75H24ZM100 76H98L99 78ZM237 77V76H236ZM244 75L242 76V79H243ZM246 77V76H245ZM248 77V76H247ZM18 78V77H17ZM16 78V80H18ZM26 78V77H25ZM101 78V77H100ZM239 78V77H238ZM237 78V80H238ZM4 78H2L3 80ZM20 79V78H19ZM24 79V78H23ZM59 79V77H58ZM178 79V80H179ZM245 79V78H244ZM2 80L0 82H2ZM15 80V79H14ZM27 80V79H26ZM25 80V81H26ZM31 80V79H30ZM198 80V79H197ZM232 80V79H231ZM236 80V81H237ZM6 81V80H4ZM20 81V80H18ZM24 81V82H25ZM53 81V80H52ZM67 81V80H66ZM196 81V80H195ZM8 82V81H7ZM73 82V81H72ZM92 82V80H91ZM113 82V83H114ZM26 83V82H25ZM33 83V82H32ZM57 83V82H56ZM76 83V82H75ZM111 83V82H110ZM256 83V84H254ZM2 84V83H1ZM66 84V83H64ZM70 84V83H69ZM89 84V83H88ZM91 84V83H90ZM177 84V86H178ZM233 84V82H232ZM237 84V83H236ZM263 84V83H262ZM261 84V85H262ZM25 85V84H24ZM60 85V84H59ZM67 85V84H66ZM80 85V84H79ZM110 85V84H109ZM116 85V84H115ZM234 85V84H233ZM260 85V84H259ZM69 86V85H68ZM71 86V85H70ZM75 86H77V84H75ZM83 86V85H82ZM87 86V85H86ZM89 86H92L89 85ZM29 87V86H28ZM67 87V86H66ZM88 87V86H87ZM104 87V86H103ZM112 87L113 86H107L103 89H101L100 91H97V92H94L95 94V100L96 101H100L102 98H104V96H106L110 91L112 92ZM115 87V86H114ZM119 87V88H120ZM179 87V86H178ZM27 88V87H26ZM50 88V87H49ZM54 88V87H53ZM74 88V87H73ZM81 88V87H80ZM83 88V87H82ZM81 88V89H82ZM86 88V87H85ZM197 88V89H198ZM232 88V87H231ZM236 88V87H234ZM259 88V87H258ZM263 88V86L261 87ZM93 89V88H92ZM146 89V88H145ZM178 89V88H177ZM233 89V88H232ZM51 90V89H50ZM56 90V89H55ZM84 90V89H83ZM183 90V89H182ZM89 91V90H88ZM49 92V91H48ZM51 92V91H50ZM85 92V91H84ZM146 92V90H145ZM202 93V94H203ZM50 94V93H49ZM86 94V93H85ZM52 95V93H51ZM93 95V94H92ZM109 95V94H108ZM39 96V97H40ZM47 96V95H46ZM56 96V95H55ZM89 95H87L88 97ZM91 96V95H90ZM150 96V95H148ZM107 97V96H106ZM147 97V95H146ZM157 97V96H156ZM46 98V97H45ZM51 98V97H50ZM165 98V100H162L157 104V106L155 107V117L157 116H160L161 115V108L163 107H168L170 106L171 108H173V110H176L175 112L177 113L178 109H181L183 106H185L182 101H169L170 99H167L166 101V97H163ZM264 98V97H263ZM149 99V98H148ZM159 99V98H158ZM157 99V100H158ZM174 99V98H173ZM31 100V99H30ZM52 100V99H50ZM55 100V99H54ZM178 100H181V99H178ZM261 100V99H260ZM29 101V100H28ZM27 101V102H28ZM146 101V100H145ZM186 101V100H185ZM251 100H249V103L248 104H251L250 103ZM253 101H251L252 103H254ZM49 102V101H48ZM59 102V101H58ZM63 102V100H62ZM66 102V101H65ZM90 102V101H89ZM263 104L264 102L261 101ZM261 102H259V104H256L255 106H253V108L249 111H246V113H243V115L241 116V119H249L248 121H253V123L255 124L253 128H251L248 136L246 139L244 140H248V141H258L259 143L262 141V135H263V131L264 129L262 130V127L260 128V125L262 123H264V105L262 104L261 105ZM26 103V102H25ZM34 103V102H33ZM143 103V102H142ZM156 103V102H155ZM35 104V103H34ZM33 104V106H34ZM46 104V103H45ZM58 104V103H56ZM55 104V105H56ZM66 104V103H65ZM139 106H140V109H141V105L140 103H138ZM23 105V104H22ZM44 105V104H42ZM53 106V104H50V106ZM62 105V104H61ZM97 105V104H96ZM100 105V103H99ZM144 105V103H143ZM187 105V104H186ZM237 105V106H238ZM247 105V104H245ZM254 105V104H252ZM251 105V107H252ZM19 106H21L19 108ZM45 106V105H44ZM57 106V105H56ZM249 106V105H248ZM27 107H32L31 105L30 106H27ZM47 107V105L45 106ZM65 107V105H64ZM96 107V106H95ZM186 107V106H185ZM240 107V106H239ZM26 108V107H25ZM29 108V109H30ZM35 108V106H34ZM48 108V107H47ZM53 108V107H52ZM60 108V107H59ZM99 108V107H98ZM98 108L96 110H98ZM137 109L139 107H136ZM147 108V107H145ZM154 108V107H153ZM170 108V109H171ZM230 108V106L228 107ZM243 108V107H242ZM246 108V106H245ZM248 108V107H247ZM24 109V108H23ZM33 109V108H32ZM39 109V108H38ZM44 110V107L42 108ZM151 109V107H150ZM169 110V107L167 108ZM52 110V109H51ZM59 110V109H58ZM171 110V111H173ZM182 110V109H181ZM180 110V112L182 113V111ZM226 110V109H225ZM235 110V109H233ZM245 110V109H244ZM54 111V110H53ZM63 111V110H62ZM95 111V110H94ZM154 111V110H153ZM152 111V112H153ZM170 111V110H169ZM228 111V110H227ZM226 111V112H227ZM232 111V110H230ZM48 112V111H47ZM58 112V111H57ZM60 112V111H59ZM93 112V111H92ZM14 113V114H13ZM30 113V112H29ZM98 113V111H97ZM154 113V114H155ZM174 113V111H173ZM171 113V114H173ZM234 113V112H233ZM0 114V115H1ZM46 114V113H45ZM163 114V113H162ZM175 114V113H174ZM228 116L229 117H233L230 112H227ZM235 114H237L235 112ZM24 115V116H25ZM153 115V114H152ZM180 115V113H179ZM183 115V114H182ZM241 115V114H240ZM54 116V115H53ZM98 116V115H97ZM95 114H92V116H89L88 118H84L83 120V124H86L90 119H93V118H96L97 117ZM164 116V115H163ZM227 116V118H228ZM1 117V116H0ZM49 117V116H48ZM173 117V116H172ZM221 117V115H220ZM46 118V117H44ZM107 118V117H106ZM111 118V117H109ZM153 119H155L154 117H152ZM169 118V117H168ZM175 118V116L173 117ZM182 118V117H181ZM212 118V117H211ZM230 118L231 122H232V119L235 118L233 117L232 119ZM39 119V120H38ZM113 119V118H112ZM118 119V118H117ZM159 119V118H158ZM167 119V118H165ZM184 119V117L182 118ZM182 119H178L177 117L175 118V121H173L178 128H180L181 126L178 127L177 124H183L184 120ZM193 119V118H192ZM17 121V119H15ZM21 120V119H20ZM19 120V121H20ZM24 120V119H23ZM45 120V119H44ZM108 120V119H107ZM115 120V119H114ZM152 120V119H151ZM164 120V119H163ZM172 120V119H171ZM246 120V121H247ZM2 121V120H1ZM16 121H13V122H16ZM38 121V122H37ZM110 121V120H108ZM113 121V120H112ZM111 121V122H112ZM161 121V120H160ZM167 121V120H166ZM165 121V122H166ZM227 121V120H226ZM247 121V122H248ZM3 122V121H2ZM18 122V121H17ZM70 122V121H69ZM68 122V123H69ZM117 122V121H116ZM115 122V123H116ZM125 122V121H124ZM153 122V121H152ZM163 122V123H165ZM230 121H228L227 123H229ZM236 122V120H235ZM123 123V122H122ZM162 123V124H163ZM167 123V122H166ZM190 123V122H189ZM234 123V121H233ZM231 123V125L233 124ZM244 123V121H243ZM246 123V122H245ZM244 123V124H245ZM250 124V122H248ZM19 124V123H18ZM82 124V123H81ZM82 124V125H83ZM128 124V123H127ZM157 124H160V123H157L156 121V125ZM240 124H241V121H240ZM243 124V125H244ZM17 126V124H15ZM126 125V124H125ZM155 125V126H156ZM186 125V124H185ZM227 125V124H226ZM236 126V124H234ZM242 125V124H241ZM121 126V125H120ZM124 126V125H123ZM128 126V125H127ZM234 126V127H235ZM238 126V124H237ZM262 126V125H261ZM264 126V125H263ZM12 127V128H11ZM125 127V126H124ZM138 127V126H135V128ZM166 127V125H165ZM159 128L158 127H154L151 126L150 127V134H151V138L153 141V144H156L158 145V147L161 149L160 150V154L161 156L159 157L160 158V162H162L163 164H165L167 166V170L165 172V178H164V185L166 187H168L169 189L170 188H175V186L181 184L182 182H184V184L182 183V186L183 185H186L185 183V178L183 176V174L185 175V170H187V168L189 166H193V162L194 160V157L189 155V153L186 151V150H182V148H180V144L178 145L177 142L171 144V138L169 139V141H167V138L168 136L170 135L171 133V127L170 126H167V127H170L169 128ZM188 127V126H187ZM213 127V126H212ZM231 127V126H230ZM18 128V127H17ZM21 128V127H20ZM19 128V129H20ZM130 128V127H129ZM128 128V129H129ZM241 128V127H240ZM243 128V126H242ZM40 129V128H39ZM81 129V128H80ZM134 129V128H133ZM139 129V128H138ZM176 129V128H174ZM173 129V130H174ZM183 129V128H182ZM247 129V128H246ZM249 129V128H248ZM18 130V129H16ZM31 130V129H30ZM82 130V129H81ZM124 130V129H123ZM127 130V129H126ZM136 129H134L135 131ZM148 130V129H147ZM185 130L187 131V129L185 128ZM238 129H233L232 128H211L209 130H206L205 131V135L209 134V135H212L214 138V140L216 139V141H223L225 140L227 137H233L234 135H236L238 132H237ZM240 130V129H239ZM128 131V130H127ZM132 131V129H131ZM179 131V130H178ZM245 131V130H243ZM23 132V131H22ZM36 132V131H35ZM175 133V131H173ZM189 132V129L188 131ZM82 135H81V139H82V142L83 144H81V146L84 145V148L85 149H88V150H93L94 148L96 149L98 146L101 145L100 142H102V138L105 136V133L103 132V130H96L94 132H90L89 131H84L82 132ZM108 134V132H106ZM135 133V132H133ZM185 131H182L180 134H184ZM245 133V132H244ZM243 133V135H244ZM22 134V133H21ZM25 134V133H24ZM80 134V133H79ZM106 134V135H107ZM136 134V133H135ZM173 134V133H172ZM178 134V133H177ZM179 134V135H180ZM204 134V133H203ZM202 134V135H203ZM246 134V133H245ZM23 135V134H22ZM36 135H40V134H36ZM138 135V134H137ZM136 135V136H137ZM175 135V134H174ZM178 135V136H179ZM43 136V135H42ZM135 136V137H136ZM141 136V135H140ZM146 136V135H145ZM150 136V135H148ZM41 137V136H40ZM177 137V136H176ZM240 137H242V134L240 135ZM179 138V137H178ZM182 137L180 136V139ZM41 139V138H40ZM133 139V138H132ZM131 139V140H132ZM176 139V138H175ZM136 140V139H135ZM150 140V139H149ZM199 140V139H198ZM201 140V139H200ZM233 140L232 138H230V141ZM81 141V140H80ZM137 141V140H136ZM135 141V142H136ZM139 141V140H138ZM173 141V139H172ZM181 140H179L178 142H180ZM235 141V139L233 140ZM242 141L243 140H238L237 142L235 141L234 144H236V146H239L242 144ZM16 142V141H15ZM126 142V140H125ZM141 142V141H140ZM139 142V143H140ZM170 142V143H168ZM134 143V142H133ZM197 143V142H196ZM203 143L200 141V144ZM218 143V142H217ZM257 143V142H256ZM214 144V143H213ZM229 145L227 144L226 142L224 143V145ZM230 144H233V143H230ZM258 144V143H257ZM125 145H129L126 144ZM133 145V144H132ZM194 145V144H193ZM204 145V143H203ZM244 145V144H243ZM255 145V144H254ZM137 146V145H136ZM232 146V145H231ZM135 147V146H134ZM182 147V146H181ZM192 147V146H191ZM194 147V146H193ZM197 147V146H196ZM195 147V148H196ZM201 147V145H200ZM203 147V146H202ZM228 147V146H227ZM256 147V145H255ZM187 147L185 146V149ZM190 148V147H189ZM205 148L204 150H206L205 152V155L203 156V158L205 159H213V158H218L221 157L220 156V153L224 150V146L222 144H215V145H205ZM253 148V147H252ZM258 148H260V146H258ZM27 149V148H25ZM24 149V151H25ZM129 149V148H128ZM131 149V148H130ZM129 149V151H130ZM193 149V148H192ZM191 149V150H192ZM201 149V148H200ZM257 148H255L256 150ZM12 150V149H11ZM44 150V149H43ZM87 150V151H88ZM136 150V148H135ZM134 150V151H135ZM190 150V149H189ZM197 150V148L195 149ZM194 150V151H195ZM254 150V149H253ZM260 150V149H259ZM22 151V152H24ZM30 151V150H29ZM38 151V150H37ZM42 151V150H41ZM60 151V150H59ZM138 151V150H137ZM136 151V152H137ZM198 151V150H197ZM202 151V150H201ZM252 151V149L250 150V152ZM257 151V150H256ZM12 152V151H10ZM20 152V151H19ZM20 152V153H22ZM45 152V151H44ZM43 152V153H44ZM53 152V151H52ZM191 152V151H190ZM204 152V151H203ZM19 153V154H20ZM36 153V152H35ZM63 153V152H62ZM195 153V152H194ZM194 153H191L192 155H194ZM200 152H198L199 154ZM260 153V151H259ZM41 154V153H40ZM48 155V153H46ZM45 154V155H46ZM55 154V152H54ZM59 154L61 155V152H59ZM65 154V153H64ZM139 152L138 153H135V152H132L130 153V156L127 158V164L131 167H138L141 165L142 163V159L141 157L138 156ZM159 154V155H160ZM204 154V153H203ZM253 154V153H252ZM256 154V152H255ZM263 154V153H262ZM31 155V154H30ZM222 155V154H221ZM250 155V154H249ZM261 155V154H260ZM258 155V156H260ZM22 156V155H21ZM27 156V155H26ZM37 156V155H36ZM42 156V155H41ZM67 156V155H66ZM198 156V155H197ZM233 157V155H231ZM252 156V155H251ZM250 156V157H251ZM257 157V155H255ZM254 156V157H255ZM262 156V155H261ZM259 157V158H253L248 160V161H244L245 164H246V167L248 166V168H250L249 170L252 169V172H256V170L262 165H264V156L263 157ZM20 157V156H19ZM29 157V156H28ZM32 157V156H31ZM34 157V156H33ZM40 157V155H39ZM47 157V156H46ZM65 157V156H64ZM147 157V156H146ZM200 157V156H199ZM249 157V156H248ZM1 158V157H0ZM10 158H13L10 156ZM42 158V157H41ZM58 158V157H57ZM66 158V157H65ZM150 158V156H149ZM18 159V158H17ZM21 159V158H20ZM24 159H26L24 157ZM28 159V158H27ZM46 159V158H45ZM44 159V160H45ZM50 159V158H49ZM60 159V158H59ZM148 159V158H147ZM1 160V159H0ZM22 160V159H21ZM39 160V163H40V160L41 159H38ZM47 160V159H46ZM58 160V159H57ZM198 160V159H197ZM219 160V158H218ZM240 160V159H239ZM238 160V161H239ZM15 161V160H13ZM17 161V160H16ZM23 161V160H22ZM32 161V160H31ZM35 161V159H34ZM42 161V160H41ZM48 161V160H47ZM46 161V162H47ZM55 161V160H54ZM59 161V160H58ZM66 161V160H64ZM201 161V160H199ZM207 161V160H206ZM210 161V160H209ZM207 161V163L209 162ZM215 161V160H214ZM235 160H233L234 162ZM30 162V161H29ZM51 162V161H50ZM62 162V161H61ZM68 162V161H67ZM198 162V161H196ZM212 162V161H211ZM232 162V160H231ZM236 162V161H235ZM244 162L241 163V165L243 164L244 165ZM11 163V164H10ZM31 163V162H30ZM34 163V162H33ZM42 163V162H41ZM63 163V162H62ZM161 163V164H162ZM217 163V161H216ZM216 163H213L214 165ZM219 163V162H218ZM240 163V162H239ZM2 164V163H1ZM13 164H17V163H14ZM22 164V163H20ZM25 164V163H24ZM23 164V165H24ZM29 164V163H28ZM34 164H37L38 163H34ZM33 164V166H34ZM50 164V163H49ZM232 164V163H231ZM44 165V164H42ZM17 166V165H16ZM21 166V165H20ZM19 166V167H20ZM28 166V165H27ZM32 166V167H33ZM56 166V165H55ZM165 166V167H166ZM219 166H222L224 167L223 165H219ZM226 166V165H225ZM19 167H17L16 169H18ZM37 167V166H36ZM40 167V166H39ZM164 167V165H163ZM164 167V168H165ZM215 167V166H214ZM261 167L258 169L260 170ZM6 168V167H5ZM22 168V166H21ZM38 168V167H37ZM36 168V169H37ZM42 168V166H41ZM44 168V167H43ZM45 168H46V165H45ZM59 168L60 170L63 171L64 169V166L63 165H59ZM58 168V169H59ZM81 168V167H80ZM191 168V167H190ZM189 168V169H190ZM221 167H217V164H216V167L215 169H218ZM10 169V168H9ZM14 169V171L16 170ZM27 169V168H24V170ZM56 169V168H55ZM58 169H56L55 171H58ZM188 169V170H189ZM209 169V168H208ZM4 170V169H3ZM2 170V171H3ZM12 170V169H11ZM39 170V169H37ZM85 170V169H83ZM108 170V169H107ZM111 170V169H110ZM187 170V171H188ZM13 171V172H14ZM26 171V170H25ZM28 171V170H27ZM26 171V172H27ZM34 171V170H33ZM54 171V172H55ZM82 171V170H81ZM186 171V172H187ZM16 172V171H15ZM14 172V174H15ZM36 172V170H35ZM40 172V171H39ZM107 172V171H106ZM111 172V171H110ZM161 172V171H160ZM159 172V173H160ZM34 173V172H33ZM32 173V174H33ZM57 173V172H56ZM82 173V172H81ZM219 173L221 174V172L219 171ZM225 173V172H223ZM10 174V173H9ZM12 174V173H11ZM10 174V175H11ZM17 174V172H16ZM30 174V173H29ZM40 174H42L40 172ZM257 174V173H256ZM3 175V173H2ZM2 175H0V182L1 180H5V178L2 179ZM8 175V174H7ZM7 175H5L7 177ZM8 175V177L10 176ZM13 175V174H12ZM23 175V173H22ZM31 175V174H30ZM4 176V175H3ZM19 176V175H18ZM21 176V175H20ZM33 176V175H31ZM106 176H108V173H105L104 172V175L102 176V178L100 179V182L97 186V188L95 190H90L91 192H78L76 197L73 198L72 201L70 202H55L52 204V201H51V206L45 210L47 213H49L52 218H57V216L59 215V213L61 212H65L66 216H67V219L73 221L72 219H74V217L76 218V216H79L80 213H82L83 211H87V209L90 207L91 208V204L94 202V199L101 193L110 190L111 193L113 192V194H115V196L120 199L122 197H125L127 194L131 193V192H134L135 191H140V190H145L148 186L152 185V181H151V174L150 173H147L145 171H136L132 174H130L127 178H125L124 180H121V182H117L115 185L112 184L111 186L107 183V182H110L109 179L108 181L106 182ZM39 177V173H38V176ZM162 177V176H161ZM186 177V176H185ZM190 177V176H189ZM10 178V177H9ZM14 178V177H13ZM12 178V180H13ZM17 178V177H16ZM20 178V177H19ZM23 178V177H22ZM25 178V176H24ZM31 178V177H30ZM34 178V177H33ZM36 178V177H35ZM258 178V175L256 176L255 173H252L248 176H231V175H228V174H221L219 175V177H216V179L214 180H211L210 178V182L209 183H206V186L203 188V192L202 193H210L212 195H214L215 197V202H214V208L215 209H218L221 211L222 215L224 216H229L232 217V219H234L240 226V229H238L239 231L237 232H234V234H232L229 238L226 236V235H222V231H221V234L219 237L215 238L216 239V242L218 243L219 245V249H218V252L224 256V257H227V258H231V260H233V263L235 262V264H245V261L241 260V253L242 251H246L247 248L249 249L251 246L249 245V243L252 241L253 242V239L251 240H248L247 243H244V239L246 238L245 235H247L245 232V229L247 227H249L248 225H254L256 224V218H252L250 216V214L248 213V211L252 210L253 207H256L255 204H257V202L259 203V201H263L264 202V191H257V188L256 190H252L249 189L248 187L251 185L250 183H253L255 182L256 183V180ZM28 179V178H27ZM190 179V178H189ZM261 179V178H259ZM258 179V180H259ZM3 180V181H4ZM11 180V179H9ZM8 180V181H9ZM162 180V179H161ZM188 180V179H187ZM14 181H17V180H14ZM260 181V180H259ZM264 181V178L263 180ZM7 182V180H6ZM155 182V181H154ZM162 182V183H163ZM4 183V182H3ZM9 183V182H8ZM12 183V182H11ZM11 183H10V186H11ZM14 183V182H13ZM12 183V184H13ZM161 183V182H160ZM253 183V185L255 184ZM258 185H259V182H257ZM261 183V182H260ZM5 184V183H4ZM249 184V185H248ZM248 185V187H247ZM257 186V184H255ZM262 185V184H261ZM3 186V185H2ZM5 186H8V185H5ZM4 186V187H5ZM64 186V185H63ZM60 185V189H62V187ZM181 186V185H180ZM181 186V187H182ZM164 187V186H163ZM7 188V187H5ZM11 188V187H10ZM56 188V187H55ZM177 188V187H176ZM264 188V187H263ZM80 189V187H79ZM166 189V188H165ZM261 189V188H260ZM4 190H7L8 192V188L7 189H4ZM9 190H12V189H9ZM64 190V189H63ZM78 190V189H77ZM149 190V189H148ZM147 190V192H148ZM38 192V191H37ZM38 194V193H37ZM44 194V192H43ZM105 194V193H103ZM145 194V193H144ZM39 195V194H38ZM37 195V196H38ZM132 195V193H131ZM40 196V195H39ZM43 196V195H42ZM102 196V194H101ZM100 196V197H101ZM38 199V198H36ZM40 199V198H39ZM118 199L116 201H118ZM21 200V199H20ZM98 200V198H97ZM18 201V200H17ZM65 201V200H63ZM68 201V200H67ZM20 202V201H19ZM23 202V201H22ZM20 202V203H22ZM37 202V201H36ZM97 202V201H96ZM119 202V201H118ZM118 202H114V205L115 207L119 208V203ZM121 202V201H120ZM41 204V203H40ZM48 205V202L46 203ZM263 204V203H262ZM35 205V204H34ZM39 205V204H38ZM45 205V206H47ZM50 205V204H49ZM94 205V204H93ZM92 205V206H93ZM261 205V204H260ZM43 206V205H42ZM120 206H121V203H120ZM259 206V205H258ZM36 207V206H35ZM264 207V206H263ZM262 207V208H263ZM39 208V207H38ZM37 208V209H38ZM89 208V209H90ZM261 208V207H260ZM261 208V209H262ZM31 209V208H30ZM259 209V208H258ZM34 210V209H33ZM158 210V209H157ZM256 210V209H254ZM253 210V211H254ZM31 211V210H30ZM85 211V212H86ZM252 211V213H253ZM84 212V213H85ZM90 212V211H89ZM153 212V211H151ZM161 212V211H160ZM17 213V212H16ZM27 213V212H26ZM29 213V212H28ZM34 213V212H32ZM42 213H44V211H40V213H35V214H29V215H23V216H18V218H16L15 220L13 219V224L8 226L7 228V234H10V235H14L15 236H19V234H21V232L24 230L23 227H28V228H33L36 226L37 222H38V217L42 218L44 217L42 215ZM46 213V214H47ZM156 213V212H154ZM164 213V212H162ZM21 214V213H20ZM25 214V213H24ZM166 215V213H164ZM164 214H159V213H156L154 214V216H152V220L153 222L155 223V225L157 227H161L165 224V216ZM168 214V213H167ZM171 215V214H169ZM17 216V215H16ZM42 216V217H41ZM48 216V215H47ZM64 216V215H63ZM253 216V215H252ZM221 217V216H220ZM14 218V217H13ZM55 218V219H56ZM61 218L58 216V219ZM64 218V217H62ZM77 219V218H76ZM43 220V218H42ZM122 220V219H121ZM11 221V220H10ZM49 221V220H48ZM54 221V219H53ZM75 221V220H74ZM117 221V220H116ZM39 222H42V221H39ZM38 222V224H39ZM118 223V222H117ZM258 223V222H257ZM188 224V223H187ZM7 226V224H6ZM5 226V227H6ZM3 228V227H2ZM4 229V228H3ZM27 229V228H26ZM5 231V230H4ZM94 231V230H93ZM98 231V230H97ZM225 232V231H223ZM2 233V232H1ZM0 233V234H1ZM101 233V231H100ZM100 233L98 232H95L94 233H90L89 235H87V237L89 236V240L90 241H93V240H96V239H99V237L101 236ZM107 233V232H106ZM113 233V232H112ZM110 233V234H112ZM227 233V232H226ZM3 234V235H2ZM1 237H4V233H2ZM105 234V233H104ZM103 234V236H104ZM22 235V234H21ZM109 235V234H108ZM147 235H150L151 234H147ZM146 235V236H147ZM219 235V234H217ZM7 236V235H6ZM192 234H191V231L188 230V226L185 224V222L183 223H178L177 225H175L174 227L170 228L169 231H166V233H163L160 237L161 240L164 241L165 245L158 249V250H149L151 253L152 252H156L158 253L159 255L163 256L166 260H169L172 256H174V259H175V262L174 264H184V261H185V245L183 244V242L181 241L180 238L182 237H191ZM250 236V235H249ZM247 236V237H249ZM10 237V236H9ZM193 238V237H192ZM190 239V238H189ZM87 240V239H86ZM101 240V239H99ZM90 241H89V246H90ZM246 241V240H245ZM250 241V242H249ZM67 243V241H64ZM95 242V241H94ZM215 242V241H214ZM63 243V242H61ZM60 243V244H61ZM64 243V244H66ZM85 243V242H84ZM93 243V242H92ZM97 243V242H96ZM244 243V244H243ZM88 244H81V245H77V253L78 254H85L86 252V249L89 247ZM53 245V244H52ZM55 245H58V244H55ZM53 245V246H55ZM63 246V244H61ZM69 245V244H68ZM65 246V245H64ZM102 247V245H100ZM250 246V247H249ZM56 247V246H55ZM105 247V246H104ZM108 246H106L107 248ZM105 248V249H106ZM63 249V248H61ZM60 249V251H61ZM68 249V246L67 248ZM65 249V251H66ZM251 249V248H250ZM249 249V250H250ZM57 250V249H56ZM102 250H103V247H102ZM37 251V250H35ZM53 251V247L52 246H47V247H44L41 251L39 250V252L43 253V254H47L49 255L50 253H52ZM64 251V252H65ZM104 251V250H103ZM122 251H126V248H124ZM187 251V250H186ZM248 251V250H247ZM63 252V251H62ZM62 252H58L61 253ZM251 252V251H250ZM259 252V251H258ZM49 253V254H48ZM244 253V252H243ZM248 252H246L247 254ZM53 254V253H52ZM251 254V253H250ZM59 255V257H60ZM152 255V254H151ZM244 255V254H243ZM242 255V256H243ZM46 256V255H45ZM63 256V255H62ZM62 256H61V259H62ZM66 255H64L65 257ZM248 255H246L247 257ZM255 256V257H254ZM254 260L251 262L250 259L252 260V256L249 258V262H251V264H264V253L263 251H260L258 254H257V251H256V254L254 253ZM58 257V258H59ZM245 257V258H246ZM241 258V259H240ZM137 259H140L138 258V255L136 253H133L132 254H128L127 255V258L126 260H129L130 262H133L134 264H138L136 263V260ZM244 259V258H243ZM248 259V257H247ZM141 260V259H140ZM139 260V261H140ZM248 261V260H247ZM132 263V264H133ZM144 263V262H143ZM187 264V261L185 262ZM232 263V264H233ZM60 264V263H58ZM63 264V263H61ZM99 264V263H98ZM139 264H142V263H139ZM144 264H151V262L147 261L145 262ZM247 264V263H246Z\"/></svg>", "mask_w": 264, "mask_h": 264}]
</instances>
